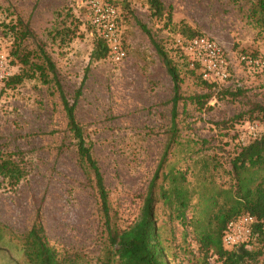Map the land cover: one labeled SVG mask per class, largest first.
<instances>
[{"label": "rangeland", "instance_id": "374dc122", "mask_svg": "<svg viewBox=\"0 0 264 264\" xmlns=\"http://www.w3.org/2000/svg\"><path fill=\"white\" fill-rule=\"evenodd\" d=\"M85 1L0 0L2 46L10 52L12 37L3 23L18 15L34 32L24 47L45 46L70 101L82 85L76 117L100 166L117 223L125 227L139 216L170 136L172 81L136 20L146 24L177 64L183 77L181 94L210 95L201 109L189 101L177 106V141L169 150L164 171H183L187 187L197 192L184 221L171 218L162 200L156 204L155 219L165 257L170 264H219L211 253L203 262L204 249L194 222L198 217L199 229L213 228L212 215L224 206L225 197L217 195L210 215L203 218L204 203L197 200L200 192L209 197L216 190L232 187L231 159L240 146L264 130L259 115L250 114L255 103L264 105V29L250 22L249 0H162L173 8V23L168 26L164 19L150 15L145 0H127V5L111 0L119 14L126 56L117 61L107 53L86 70L94 41L100 36L90 22ZM71 20L77 25L74 37L64 43L52 37L55 28L71 26ZM181 25H189L220 44L230 66L225 83L211 88L198 83L199 71L191 73L193 66L178 41ZM242 55L258 63L247 64ZM19 71V65L7 63V76ZM3 80L0 76V157L12 154L25 171L14 187L0 177V224L8 228L6 236L24 233L40 209L54 247L73 255L74 264H97L105 245L97 197L77 163L56 87L26 79L14 88H5ZM238 90L237 95L227 94ZM258 174L264 175V171ZM255 247L254 239L248 248ZM5 250L0 249V264H14ZM247 264H264V253Z\"/></svg>", "mask_w": 264, "mask_h": 264}, {"label": "trees", "instance_id": "16d2710c", "mask_svg": "<svg viewBox=\"0 0 264 264\" xmlns=\"http://www.w3.org/2000/svg\"><path fill=\"white\" fill-rule=\"evenodd\" d=\"M122 1L127 5L125 2L127 0ZM145 2L152 17L158 20L164 19L166 26L172 25L173 8L171 5H165L162 0H145ZM248 18L255 26L264 29V0H249ZM72 21L71 26L63 25L55 28L51 33L52 37H59L61 43L74 37L77 25L72 24ZM136 23L149 38L172 81L171 122L169 139L148 184L139 216L125 227H120L117 223L116 212L111 207L110 192L105 185L100 166L93 154L91 143L86 140L83 126L76 117L75 107L82 94V85L75 90L73 100L70 101L57 76L55 62L45 46L38 43L32 49L24 47V41L34 35L30 24L18 15L3 23L4 29L8 30L12 37L10 62L20 66L18 73L4 78V87L14 88L26 79H37L44 85L53 84L58 91L66 119L65 128L74 142L77 163L91 181L97 197L100 225L105 234V245L97 264H170L165 257L156 224V204L159 199L162 200L163 204L169 207L171 218L184 221L190 201L197 192L187 187L188 181L183 171L173 168L164 171V168L169 150L177 141L178 103L189 101L201 109L206 105L210 95L183 96L180 91L183 77L177 64L163 44L153 37L146 24L140 20H136ZM179 33L184 38L200 35L189 25H181ZM107 53L108 48L104 40L101 37L96 38L86 70L92 61L105 58ZM190 71L194 74L198 70L196 66H193ZM197 78L202 87L220 86L218 83L202 79L199 72ZM84 81L85 77L82 79V84ZM238 93H240L239 90L227 94L234 96ZM251 113H256L264 121L263 104L255 103ZM231 168L234 178L232 187L216 190L215 195L209 197L205 196V192H200V199L197 200L202 205L204 203L202 218L210 215L209 211L214 207L217 195H224L226 200L224 206L212 215L215 221L213 228L199 229L198 224H201V221L194 216L197 239L204 249L203 262H206L208 253H211L219 264H247L255 262L264 253V175L258 174L264 171V130L246 145L239 147L231 159ZM24 174V168L12 158V154L0 157V177L9 186H16ZM241 213H250L256 218L252 239L229 249L224 248L221 237L226 223ZM7 232L8 228L0 224V249L7 248L9 253L5 250L6 254H10L8 257H13L14 264H74L73 255L65 250L60 252L50 243L42 224L40 209L36 210L33 223L24 233L16 235L10 232V236L7 237ZM254 239L256 247L249 249L248 244Z\"/></svg>", "mask_w": 264, "mask_h": 264}, {"label": "built area", "instance_id": "2783aa9c", "mask_svg": "<svg viewBox=\"0 0 264 264\" xmlns=\"http://www.w3.org/2000/svg\"><path fill=\"white\" fill-rule=\"evenodd\" d=\"M91 24L96 28L99 36L108 48V54L114 60L120 61L126 56V49L122 42V33L118 22V11L111 0H86L83 4ZM183 52L188 56L192 66H196L202 79L218 84L225 83L230 77L228 55L215 40L207 36H194L178 39ZM9 53L2 46L0 39V71L1 78L7 73ZM241 60L247 64L258 63L255 58L242 55ZM251 128H254L251 127ZM256 218L250 213H241L231 218L223 230L221 242L224 248L248 242L252 239Z\"/></svg>", "mask_w": 264, "mask_h": 264}]
</instances>
